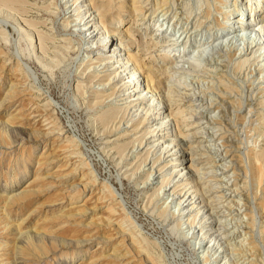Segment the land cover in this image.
I'll return each instance as SVG.
<instances>
[{
  "label": "rangeland",
  "instance_id": "obj_1",
  "mask_svg": "<svg viewBox=\"0 0 264 264\" xmlns=\"http://www.w3.org/2000/svg\"><path fill=\"white\" fill-rule=\"evenodd\" d=\"M11 1L0 0V264H264V65L237 64L258 36L214 33L244 0H165L164 14L152 13L162 0H143V23L121 26L132 40L122 31L110 39L122 41L116 54L156 68L163 44L187 50L169 71L186 94L176 103L195 109L205 128L194 137L202 147L192 151L195 173L161 189L174 128L159 131L170 148L151 147L149 117L130 119L119 96L127 75L95 63L107 46L77 32L76 2ZM112 3L107 29L129 15ZM159 78L153 88L164 100ZM181 139L173 145L189 152L195 142ZM197 190L194 220L178 226V200Z\"/></svg>",
  "mask_w": 264,
  "mask_h": 264
},
{
  "label": "bare ground",
  "instance_id": "obj_2",
  "mask_svg": "<svg viewBox=\"0 0 264 264\" xmlns=\"http://www.w3.org/2000/svg\"><path fill=\"white\" fill-rule=\"evenodd\" d=\"M17 1H19V0H17ZM66 1H68V0H66ZM70 1L76 2V7L74 9H75V11L77 10L78 14H79L78 19H77L79 21V22L77 21L78 22V24H77L78 28L76 30H77V32L82 33V35L84 36V39H87L86 44H92L93 41L96 40V42H98L102 46H103V44L105 47L107 46L106 57H104V58L102 57V53L104 51L100 48L98 51H96L95 56H94V58H92V60H97L95 63H98L99 66L104 64V66L106 68L109 67L111 69V72L109 75L113 74L114 76H117V77L119 75H121L122 73H125L127 75L126 78H121L122 79V83H121L122 89L120 90L119 96L122 97V101H123L122 104H124L125 108H129L128 111L130 114V119L138 116L139 114H141L142 119L149 117V121L147 122L148 126L146 127L148 129L147 134H149V137H156L154 140L151 141V142H153L151 147H154L155 145H158V144H160V146H161V144H162L161 141H163V143L166 145L165 142L167 141V139H165V141L161 140V138H163L164 134H162V132H159V131L164 130L165 126L167 125L166 124L167 122H171L170 126H173V128H174L172 131L173 132L172 138L168 139V141H167L168 145L172 144V143L179 145L180 144L179 139H181V138L182 139L187 138L188 140H190L189 143L195 142L194 143L195 145L194 144L192 146L189 145V147H188L189 152H185V153H184L185 149L181 146L176 149V147H175L176 145L174 146L173 144H172L171 148L167 145L166 146L163 145L164 149L165 148L167 149V147L170 148L167 151L172 150V153H170L169 156H174V157H172V159L169 160L170 163L166 167L164 166L165 168L162 169L163 172H165V173L162 174V179L159 182L160 183L159 188L161 189V188L166 187V185L170 184V182L172 183V181L174 179L177 182L178 179L188 175L189 173L194 174L195 173V172L193 173L194 168L191 166L192 159H193L192 151H194V150L199 151V149L202 147V145L200 144L201 141H198V140L196 141L194 137H195V134H197L199 132L202 133L205 128L202 126V124L199 123V121L194 120L195 119L194 114L196 116V112H195L196 110L195 109L191 110V108H189V106H186V107L182 106V105H184L182 102L180 104L176 103V102L182 101L181 95L184 96L186 94L181 93V95H178L179 93L177 91H175L174 85L179 87V83L176 84L171 80V79H173L174 73H173V71H171V72L169 71L172 69V67H175L177 64H179V62H181L180 59H183L182 57H184V54L187 52L185 46L180 47L181 43L180 44H170V45H164L163 44L162 49H161V51L157 57L158 59H160L162 61V64L157 66V68L153 65V62H150V64H148V65L143 64L142 56H140L139 54H136V53L135 54L130 53V52H128L127 49H126L127 51L124 52L121 56L120 52H118V54H116V52H117L116 50H121L120 45L122 44V41H120V39H119V42H113V40H110V39H113L115 36L121 35V31H122V35L125 38L132 40V36L130 34L131 31L128 30L127 28L122 29L121 26H125L126 24L133 23V22H135L136 24H142L143 23V22H141V19H137V17H136V16H138V13H141L143 10V6H144L143 0H128L130 3L127 6H125V5L123 6L120 3L121 0H117V2L119 3V5H117L119 10L127 9L129 12V15L124 20L119 18V19H116L115 21H113L112 27L110 29L106 28L104 20L106 19L107 12L111 9V6L113 5V3H112L113 0H109V1L106 0V2H102L101 0H70ZM164 1L165 0L160 1V3L158 4V7L155 8L156 10L154 9L152 11V13H154V11H157V9H159L158 11L163 12L162 14H164L165 11H164V8H162ZM237 1L239 3L243 2V0H237ZM14 2H15V0H14ZM236 3H237L236 0H234L232 5L234 6ZM99 7L101 9H99ZM241 11H243L242 14H240ZM233 13L235 14V16L231 17V15H233ZM229 16H230V20L228 18ZM241 19L244 20V22H241ZM225 20H228V21L224 22V23H227L228 25L224 26L223 23L220 26L217 25L218 28H216V29L218 32H214L215 36H218V38H221L222 36H224V35H222V34H224L223 32H226L224 29H227V30L228 29H235V30L238 29L239 32L240 31H246V32L255 31L254 34L256 36H258V37H254L251 39L252 41H251V43H249L250 45L248 44L250 47L248 53L244 52L243 54H241L237 60V62H238L237 64L240 65V64L247 62L248 60L253 61V60L258 59V61L263 62V65H264V0H244V8L239 10V7H238V8H236V10L228 12L225 15ZM123 21L125 22V24ZM79 23H81V24H79ZM245 24L247 27L246 26L242 27V25H245ZM229 25H231V26H229ZM211 29H213V28H211ZM214 31H215V29H214ZM232 35H234V34H232ZM248 42H250V40ZM248 45H247V47H248ZM154 58L155 57L151 58V60L153 61ZM103 60H105L104 63H103ZM260 62H259V64H260ZM140 68H143V71H144L143 75L146 79L145 80L146 82L142 83V84H141V81L143 79L139 78L140 72H141V71H139ZM160 74L166 75V79H165L166 81H164V83H166L167 92H166L164 100L161 99L163 96L162 97L160 96L161 97L160 98L158 93L153 88L154 87L153 81H155L154 79H156L158 82H159V80H161V78H159ZM101 85H103V84H101ZM139 88H141V89L138 91ZM143 94L146 96H143ZM164 101L166 102V104L164 103ZM172 105H174L175 107L172 108ZM162 113H166V115L163 116V118L161 119L162 121H161L158 119V117ZM184 123H185V126H188L186 128V130H191L192 133L183 134V131L181 130L180 124H184ZM136 127H137V125H136ZM158 128H159V130H158ZM135 129L136 128H134L133 130H135ZM176 141H178V142L176 143ZM174 147H175V149H174ZM204 147H206V146H204ZM188 149H187V151H188ZM180 152H182V154L180 156H176ZM261 154H263V152L260 153L259 155L254 153L252 156H250V157L248 156L249 159L251 160V162L253 163V165L251 164L252 166H254V164L257 163V161L259 162L258 158ZM183 155L184 156L189 155L188 159L187 160L179 159L180 157H183ZM186 162L187 163L189 162V163L185 164ZM260 162H261V160H260ZM258 165H259V163H258ZM259 168H261V166ZM199 169L202 171V174H207V171L205 170V168H199ZM109 191L111 193H113L114 196L117 195V191L113 190V188L110 189ZM195 192L194 193L193 192H189V193L187 192V194H185V195L183 194V197L178 200V202H177V203H179L178 207H179V205L180 206L183 205V206L180 208V210H178L180 214H177L178 215L177 222L179 220H180L179 222H182L185 219V223L190 224L194 220L195 211H193V210H195L196 207L194 205L193 199H195L194 197L196 196V194H201V192H199L198 190L196 193ZM190 210H192V211L190 212ZM206 214H208V213L206 212ZM179 222L176 223L178 226L181 225V223H179Z\"/></svg>",
  "mask_w": 264,
  "mask_h": 264
},
{
  "label": "built area",
  "instance_id": "obj_3",
  "mask_svg": "<svg viewBox=\"0 0 264 264\" xmlns=\"http://www.w3.org/2000/svg\"><path fill=\"white\" fill-rule=\"evenodd\" d=\"M104 48V47H103ZM104 49H106V48H104ZM107 50V49H106ZM104 51V50H103ZM117 51V50H116ZM105 52V51H104Z\"/></svg>",
  "mask_w": 264,
  "mask_h": 264
}]
</instances>
